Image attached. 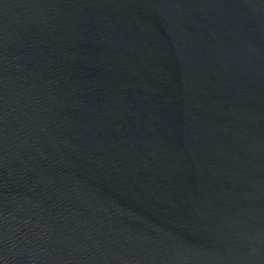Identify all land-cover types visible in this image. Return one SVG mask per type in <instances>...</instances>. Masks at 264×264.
Segmentation results:
<instances>
[{"label": "water", "instance_id": "obj_1", "mask_svg": "<svg viewBox=\"0 0 264 264\" xmlns=\"http://www.w3.org/2000/svg\"><path fill=\"white\" fill-rule=\"evenodd\" d=\"M0 264H264V0H0Z\"/></svg>", "mask_w": 264, "mask_h": 264}]
</instances>
